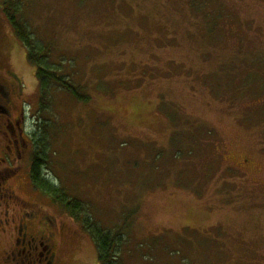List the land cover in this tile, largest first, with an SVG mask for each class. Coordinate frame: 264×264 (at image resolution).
Instances as JSON below:
<instances>
[{
  "label": "rangeland",
  "instance_id": "obj_1",
  "mask_svg": "<svg viewBox=\"0 0 264 264\" xmlns=\"http://www.w3.org/2000/svg\"><path fill=\"white\" fill-rule=\"evenodd\" d=\"M15 2L82 98L53 81L40 110L35 66L2 20L26 132L44 126L46 179L118 237L117 264H264V0ZM28 167L10 166L18 204L0 207V252L4 219L33 208L60 264H99L80 216L35 190Z\"/></svg>",
  "mask_w": 264,
  "mask_h": 264
},
{
  "label": "flooded vegetation",
  "instance_id": "obj_2",
  "mask_svg": "<svg viewBox=\"0 0 264 264\" xmlns=\"http://www.w3.org/2000/svg\"><path fill=\"white\" fill-rule=\"evenodd\" d=\"M22 86L21 78L12 72V67L9 63L5 64L0 54V207L9 208L17 203L12 191L5 187L15 172V169L10 168L11 164L29 161L30 152L32 154V138L25 129V119L29 116L25 112V105H30ZM5 162L8 166L4 165ZM242 164H246V160ZM28 180L30 182L29 178ZM20 211L17 221L11 219L16 222L4 219L7 226H12L14 233L0 252V264H60L53 227L44 226L43 217L33 208L29 211L21 208ZM33 221L38 223L35 229L32 226ZM3 229L5 228L1 230ZM5 238L0 234V239Z\"/></svg>",
  "mask_w": 264,
  "mask_h": 264
},
{
  "label": "trees",
  "instance_id": "obj_3",
  "mask_svg": "<svg viewBox=\"0 0 264 264\" xmlns=\"http://www.w3.org/2000/svg\"><path fill=\"white\" fill-rule=\"evenodd\" d=\"M21 9L15 0H0V20L9 23L14 36L22 44L25 50L26 59L35 66V77L37 80L40 95V110L45 111L44 102H47L50 83L55 81L70 93L74 98L82 99L78 96L77 91L70 88L62 77L54 74V69L47 66V60L42 55V49L35 42L32 31L28 28L25 19L22 17ZM52 70V71H51ZM40 123H36L37 130L32 133L33 151L29 158L28 176L32 187L51 198L55 204L63 207L70 216L79 219L89 230V234L96 246L97 259L99 264H117L119 255L120 240L113 236L111 232L104 231L87 217L85 207L82 203L70 198L59 188L55 187L52 182L46 179L43 169L47 163V143L45 137L40 134ZM43 130V129H42ZM83 216V217H82Z\"/></svg>",
  "mask_w": 264,
  "mask_h": 264
}]
</instances>
